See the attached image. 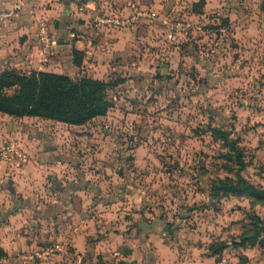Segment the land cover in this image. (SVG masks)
<instances>
[{
	"label": "rangeland",
	"instance_id": "rangeland-1",
	"mask_svg": "<svg viewBox=\"0 0 264 264\" xmlns=\"http://www.w3.org/2000/svg\"><path fill=\"white\" fill-rule=\"evenodd\" d=\"M177 2L167 13L181 24L175 40L169 25L143 22L155 28L129 30L121 55L98 66L92 52L78 66L64 61L70 64L63 73L74 80L112 84L105 115L73 128L57 121L17 124L30 128L23 134L33 126V138L49 140L46 159H67L71 174L84 173L94 198L110 205L109 220L91 236L104 240L101 254L88 264H154L191 247L206 253L224 247L241 260L240 241L254 243L253 216L260 225L255 241H264V197L212 194L214 184L236 179L231 151L213 129L235 140L245 164L241 174L264 186V0ZM6 134L0 128V148L15 140L29 160L27 135ZM39 239L38 249L65 245Z\"/></svg>",
	"mask_w": 264,
	"mask_h": 264
},
{
	"label": "crops",
	"instance_id": "crops-1",
	"mask_svg": "<svg viewBox=\"0 0 264 264\" xmlns=\"http://www.w3.org/2000/svg\"><path fill=\"white\" fill-rule=\"evenodd\" d=\"M127 1L0 0V10H15L9 20L0 22V71L44 70L66 74L62 69L70 62L64 61L74 60V51L79 53L81 58L85 48L91 49L92 55L95 56L92 57V64L97 66L110 60V55L123 54L130 44V31L137 35L154 29L155 26L143 28L144 23L150 21L141 19L126 28L95 27L94 19L97 13L109 11L128 14ZM177 1L179 0L138 2L140 7L154 12V21L158 20L161 24L163 18H168L167 13L173 6L176 7ZM41 15L51 23L55 37L54 53L46 64L40 63L36 39L37 18ZM36 120L54 121L32 116L16 118L0 112V128L8 136L30 130L18 128L17 124L20 122L35 123ZM62 124L71 128L77 126ZM32 128L34 127H31L29 134H23L27 135L25 140L29 146L30 159L18 168L0 160V264H30L22 261L18 255L22 252L41 250L38 249L39 237L43 242H65L63 246L57 244L61 246V250L43 264H78L80 258L88 264L90 257L96 259V256L101 254L97 250L104 240L95 241L91 236L96 225L109 220L110 205L107 201L104 204L94 198V189L82 181L84 173L71 174L72 168L68 167L71 164L67 159H46L43 151L49 140L40 139L41 134L40 138H33L37 131ZM30 136L33 140L29 142L28 140L32 139ZM60 166L62 168H59ZM48 174L56 175L57 181L63 183L62 187L53 188V182L49 179L54 181L55 178L48 177ZM100 250L104 252L103 248ZM187 250L184 255V252L180 253L181 250L178 249L165 254L163 251V257L155 260L154 264H264V241L241 248V254L244 256L241 260L236 254L225 250L218 256L206 253L203 248L198 247ZM137 260L140 263V258Z\"/></svg>",
	"mask_w": 264,
	"mask_h": 264
},
{
	"label": "trees",
	"instance_id": "trees-1",
	"mask_svg": "<svg viewBox=\"0 0 264 264\" xmlns=\"http://www.w3.org/2000/svg\"><path fill=\"white\" fill-rule=\"evenodd\" d=\"M75 64H79V53L73 52ZM112 84L98 79H72L67 74L44 70L28 72L4 69L0 71V112L12 117L32 116L54 120L69 125H84L98 116L105 115L110 107L107 90ZM231 153L236 165L235 181L218 183L212 186L213 196L231 194L262 199L264 186L258 187L250 183L242 174L245 167L242 153L226 131L213 129ZM254 219L251 237L254 239L249 246L256 242L260 225ZM258 239V238H257ZM246 246L245 239L238 246ZM224 247L212 251L219 255Z\"/></svg>",
	"mask_w": 264,
	"mask_h": 264
},
{
	"label": "built area",
	"instance_id": "built-area-1",
	"mask_svg": "<svg viewBox=\"0 0 264 264\" xmlns=\"http://www.w3.org/2000/svg\"><path fill=\"white\" fill-rule=\"evenodd\" d=\"M139 0H128L127 9L129 13L126 15L115 13L113 11L105 13H97L94 21L95 27H113L126 28L133 26L141 19L153 22L155 14L149 9L139 6ZM14 8L8 10H0V22L9 20L14 15ZM163 24L170 26L171 33L169 37L172 40L176 39V31L181 26L180 23H172L167 17L163 18ZM36 39L39 47V58L41 64H46L52 57L55 47V37L52 32V25L49 20L41 15L37 18ZM85 54L91 55L90 50H86ZM89 57V56H88ZM0 160L8 163L11 167L18 168L28 160L26 151L15 140L7 141L6 144L0 148ZM61 250V246L47 245L39 251L22 252L18 255L24 262L30 264H43L49 257Z\"/></svg>",
	"mask_w": 264,
	"mask_h": 264
}]
</instances>
